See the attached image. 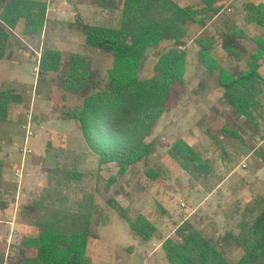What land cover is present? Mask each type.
<instances>
[{"label": "rangeland", "instance_id": "1", "mask_svg": "<svg viewBox=\"0 0 264 264\" xmlns=\"http://www.w3.org/2000/svg\"><path fill=\"white\" fill-rule=\"evenodd\" d=\"M177 1L201 7L196 5L198 0ZM252 1L259 0H220L223 11L205 27L188 26L185 46L179 48L187 53L186 75L171 88L166 110L146 140L155 150L124 173L116 164L100 166L88 151L80 125L62 119L65 108L70 110L80 99L71 96L63 101L64 72L41 74L38 67L46 48L65 57L81 53L91 58L98 77L107 79L114 58L86 47L85 36L68 24L80 16L93 25L117 28L121 11L100 8L94 0H48L41 36H26L25 23L19 24L11 34L6 56L0 59V92L12 89L24 96V104L14 107L10 120L0 122L1 237L13 247L4 253V264H9L10 256L20 257V236L33 230L27 229V221L19 213L58 183V176L52 179L48 172L56 166L84 173L80 181L71 183L59 176L61 195L56 197L63 208L91 211L99 222L95 227L98 239L89 244L92 264H169L163 248L158 247L168 238L179 240L177 231L185 223L218 243L230 261L243 256L241 248L221 237L228 231L238 234L240 222L253 221L264 207V92L254 118L240 117L223 99L220 74L221 69L247 71L258 41L264 39V28L248 26L245 20L246 4ZM235 31L242 33L240 41L246 48L240 61L229 58L222 49L220 34ZM200 38L206 42L214 38L212 53L219 64L214 74L199 62ZM173 47L174 42L168 41L150 51L141 75L153 77L160 56ZM260 72L264 90V60ZM179 139L190 143L206 165L194 163L186 169L172 159L169 150ZM150 170L160 172L161 177H149ZM110 179L115 181L106 190ZM108 199L119 202L125 218ZM139 215L157 229L149 241L131 230ZM13 221L17 230L9 232L8 222ZM224 246L237 249L226 251ZM34 253L30 250L27 256Z\"/></svg>", "mask_w": 264, "mask_h": 264}, {"label": "trees", "instance_id": "2", "mask_svg": "<svg viewBox=\"0 0 264 264\" xmlns=\"http://www.w3.org/2000/svg\"><path fill=\"white\" fill-rule=\"evenodd\" d=\"M94 1L100 8L121 11L119 27L93 25L80 16L68 27L85 36L86 47L114 58L109 77L99 78L91 58L85 54L73 53L65 57L62 52L49 48L42 52L39 70L41 74L64 72L63 101H68L71 96L80 99L70 110L65 108L62 119L80 125L88 151L97 157L100 166L116 164L124 173L155 150V145L146 140L166 110L171 88L182 82L186 75L187 53L179 48L185 46L188 26L205 27L208 20L219 15L224 7L220 0H201L199 8L183 6L177 0ZM245 8L246 22L264 28V1L259 4L249 2ZM47 11V2L39 0H0V59L5 56L12 32L22 21L26 36L43 34ZM220 37L226 55L240 61L246 52L240 41L242 33L222 32ZM213 40L198 39L199 62L210 74H214L219 66L212 53ZM168 41H173L174 47L160 56L154 76L141 75L149 52ZM262 60L264 39L258 41V51L251 55L247 71L221 69L223 99L236 115L246 119H253L261 104L259 98L264 92L260 72ZM21 104H24L22 94L12 89L1 91L0 122L9 121L14 107ZM235 137H239L238 134ZM240 140L244 141L241 137ZM169 156L186 169L194 163H207L184 139L172 145ZM49 171L53 174L52 179L58 176L59 181L52 189L46 188L38 200L22 207L19 216L27 221L33 232L24 236L20 257L10 256L9 264H92L89 244L98 239L95 227L99 222L93 219L91 211L63 208L61 199L56 197L61 195L58 190L60 177L71 183L80 181L84 173L65 170L61 166ZM149 174L154 179L161 177L156 170H150ZM114 181L110 179L106 190ZM107 201L125 218L119 202ZM55 204H60V208H54ZM130 227L134 235L144 241L151 240L157 231L144 215H139ZM239 229L238 234L226 232L221 237L243 250L237 263H232L218 243L204 237L191 223L178 229L179 240L168 238L162 248L169 264H264V207L253 221H241ZM5 249V242L0 241V264L5 262ZM28 250L35 255L29 258Z\"/></svg>", "mask_w": 264, "mask_h": 264}, {"label": "crops", "instance_id": "3", "mask_svg": "<svg viewBox=\"0 0 264 264\" xmlns=\"http://www.w3.org/2000/svg\"><path fill=\"white\" fill-rule=\"evenodd\" d=\"M39 1H43V2H47L48 3V0H39ZM54 3H55V1H57V0H52ZM262 1H264V0H259L258 2H256V1H252V2H254V3H256V4H259V3H261ZM66 3V2H65ZM67 4V6H68V3H66ZM196 5H200L201 6V2L198 0V4H196ZM198 7V6H197ZM248 25V24H247ZM248 26H256L255 24H249ZM7 51V50H6ZM5 56H6V54H5ZM38 67H39V64H38ZM80 129H81V127H80ZM190 144V143H189ZM192 146V145H191ZM264 201V200H263ZM2 224V223H1ZM8 225H9V227H8V231L10 232V231H15V230H17V228H16V224H15V222L13 221V222H8ZM227 227V226H226ZM28 228H30V227H28L27 226V229ZM8 232V233H9ZM228 232H232V231H228ZM7 233V234H8ZM233 234H236V232H232ZM1 234H2V229L0 230V241H2V237H1ZM9 235H11V236H9L10 237V239L12 238L13 239V234L11 233V234H9ZM26 235V231L24 232V233H22V235L20 236V239H21V242H22V240H23V238H24V236ZM8 236V235H7ZM2 242H5V244H6V249H5V252L4 253H6V251H7V253H8V250L7 249H11V248H13V247H11V245L10 244H8L7 243V241H2ZM21 244V243H20ZM163 244V243H162ZM163 245H161V246H159L158 247V249H160V247H162ZM21 247V246H20ZM224 247H226V251H228L229 249H231L230 251H235L237 248H229V246L227 247V246H224ZM221 250H222V248H221ZM28 251H30V250H28ZM27 251V252H28ZM223 251V250H222ZM165 253V252H164ZM227 256V255H226ZM5 261H6V258H5ZM232 262V261H231ZM238 262V261H237ZM237 262H232V263H237Z\"/></svg>", "mask_w": 264, "mask_h": 264}]
</instances>
